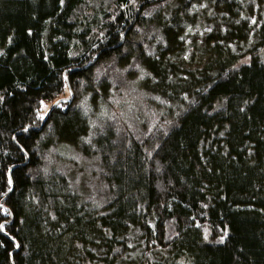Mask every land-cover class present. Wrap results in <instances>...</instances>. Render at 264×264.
<instances>
[{"label":"trees","instance_id":"obj_1","mask_svg":"<svg viewBox=\"0 0 264 264\" xmlns=\"http://www.w3.org/2000/svg\"><path fill=\"white\" fill-rule=\"evenodd\" d=\"M252 6L0 0V264H264ZM136 83L132 129L108 108Z\"/></svg>","mask_w":264,"mask_h":264},{"label":"rangeland","instance_id":"obj_2","mask_svg":"<svg viewBox=\"0 0 264 264\" xmlns=\"http://www.w3.org/2000/svg\"><path fill=\"white\" fill-rule=\"evenodd\" d=\"M255 2H256V7L252 6L249 9V15L247 16V21L250 25V28L253 29L252 32H250V30H249L250 34H254L257 31V29L262 24L263 16H264V0H255ZM212 31L217 33L216 29L215 30L212 29ZM198 33H194L192 35L197 36ZM200 35L203 36L204 33L200 32ZM205 39L206 38H200V37L190 38L188 40V43L197 42L200 46L204 47L205 46L204 45ZM205 48L206 47H204V49ZM100 66L103 70H106L105 64H102ZM142 71H143V69L141 70V74H142ZM144 78H142V79H144ZM136 84H135V87L138 88L137 87L138 84L137 85ZM130 92H132V91H130ZM130 92L127 90H120V88L118 86H114L112 88L111 98H110L111 99L110 100L111 107L108 108V112H109V115L111 114V116L112 115H122L123 121H125L123 123L130 124V126L133 129L134 126H132V125L140 122L141 126H143L144 121L146 120V122H147V117L142 116L143 115L142 108H143V110H145V112L148 111L149 108L147 107V104L143 107V105H144L143 104V96L145 95L144 98H145V100L147 99L146 98L147 94L145 93V91L143 89H141V88L135 89L133 91L132 95ZM155 97H156V99L159 98L157 96H155ZM149 100L150 101L154 100V95H151V98ZM146 103H148V102H146ZM151 106H154L155 110H153V112H151L149 114L156 113L158 108H159V105L157 107L152 103ZM140 112L142 113V115ZM138 128H140V127H138ZM69 149H65V150L57 149L55 152V158L58 156L57 159L61 163V164L58 163L57 165H62V167H64L66 170H67V168H72L74 163L79 162L78 156L74 155L72 148L69 147Z\"/></svg>","mask_w":264,"mask_h":264},{"label":"water","instance_id":"obj_3","mask_svg":"<svg viewBox=\"0 0 264 264\" xmlns=\"http://www.w3.org/2000/svg\"><path fill=\"white\" fill-rule=\"evenodd\" d=\"M55 106H57V105H55ZM55 106H54V107H55ZM51 110H52V109H51Z\"/></svg>","mask_w":264,"mask_h":264},{"label":"snow or ice","instance_id":"obj_4","mask_svg":"<svg viewBox=\"0 0 264 264\" xmlns=\"http://www.w3.org/2000/svg\"><path fill=\"white\" fill-rule=\"evenodd\" d=\"M0 227H2V226H0Z\"/></svg>","mask_w":264,"mask_h":264}]
</instances>
